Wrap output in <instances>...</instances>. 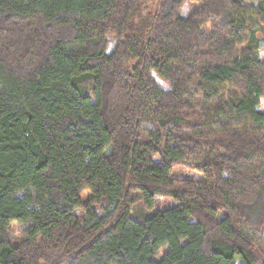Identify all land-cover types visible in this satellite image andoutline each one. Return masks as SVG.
<instances>
[{"label":"trees","instance_id":"trees-1","mask_svg":"<svg viewBox=\"0 0 264 264\" xmlns=\"http://www.w3.org/2000/svg\"><path fill=\"white\" fill-rule=\"evenodd\" d=\"M263 21L264 0H0V264H264Z\"/></svg>","mask_w":264,"mask_h":264},{"label":"rangeland","instance_id":"rangeland-1","mask_svg":"<svg viewBox=\"0 0 264 264\" xmlns=\"http://www.w3.org/2000/svg\"><path fill=\"white\" fill-rule=\"evenodd\" d=\"M155 1V0H154ZM153 2V0H152ZM245 3H247L248 5H252L255 6L258 2V0H244ZM189 11V5L185 4L183 5V7L181 8V14L182 15H186ZM254 29L256 30V36L259 38V56L261 58L264 59V21L263 22H259L256 23L254 26ZM113 48V41L110 40V43L108 45V49L107 51H111V49ZM259 110H263L264 109V98H260L259 99V106H258ZM173 178L175 179H184V178H189L192 179L194 181H199L200 180V175L197 173H194L193 171H190L189 169L182 167V166H178L172 175ZM172 202L170 199L166 198V197H160L156 200L155 206L153 207L152 211H156V210H160L166 206L171 205ZM134 211L136 212H140V211H144V208L141 206L140 201H137L134 205ZM23 227L22 225L18 224L17 222H13L10 224V238L12 241H16L17 239H20L22 237V231H23ZM165 250V248H163L156 256L155 259H159V257L161 256L162 252Z\"/></svg>","mask_w":264,"mask_h":264}]
</instances>
